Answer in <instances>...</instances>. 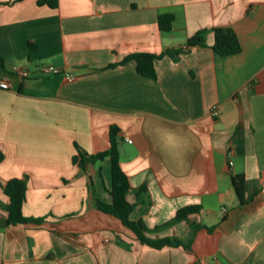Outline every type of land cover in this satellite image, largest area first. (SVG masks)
I'll use <instances>...</instances> for the list:
<instances>
[{
    "label": "crops",
    "instance_id": "1",
    "mask_svg": "<svg viewBox=\"0 0 264 264\" xmlns=\"http://www.w3.org/2000/svg\"><path fill=\"white\" fill-rule=\"evenodd\" d=\"M41 1L0 0V264H264V0ZM217 28L234 29L242 50L218 54ZM201 31L205 44L188 47ZM172 49L184 52L155 60L154 77L122 63ZM113 126L131 187L147 190L131 218L155 229L201 206L147 232L189 249L142 244L98 209L112 202L111 158L82 168L74 156L109 150ZM14 178L41 224L6 226L2 185Z\"/></svg>",
    "mask_w": 264,
    "mask_h": 264
},
{
    "label": "trees",
    "instance_id": "2",
    "mask_svg": "<svg viewBox=\"0 0 264 264\" xmlns=\"http://www.w3.org/2000/svg\"><path fill=\"white\" fill-rule=\"evenodd\" d=\"M40 4H47L50 7H58V0H43ZM174 20L173 15L166 14L159 17V27L162 31H169L172 27ZM205 37L204 31L197 33L195 36L188 39V47L196 45H204ZM214 50L221 56H229L239 53L242 50V45L239 37L232 28H217L215 29V44ZM184 52L183 49L168 50L161 55H153L146 53H137L127 56L122 62L123 64L129 61L137 62V70L140 75L147 77H154L155 60L162 56L169 55L174 59H177L179 54ZM0 64H3V59L0 56ZM115 65H112L114 67ZM119 130L117 127H111L110 141L111 147L109 150L98 153L96 155H86L81 148H78V153L74 156V162L80 167L84 168L87 164H94L102 162L105 158L110 157L112 161V189L110 191L112 196V202L106 203L98 201V209L108 215H112L123 223L125 227L132 230L136 238L142 243L153 248L161 249L164 247H184L189 249V245H186L182 239L177 237H164V238H152L147 235V232H155L163 227L174 225L175 223L188 220L189 216L200 212L201 206L192 205L184 207L178 210L174 219L168 223L156 227L155 229H149L142 219L133 220L131 214L139 204H145L143 195L141 193H147L146 187L142 186L138 189H133L130 185L127 174L123 171L121 166L120 152L118 147ZM4 154L0 152V161L3 160ZM232 181L236 193L240 200V205L246 204V179L242 174L232 176ZM3 192L9 198V203L6 206L8 213L6 226L19 225V224H41V218L27 217L23 213V206L26 202L27 193V180L14 178L2 185ZM133 192L137 201L135 203L129 200L130 193ZM194 228L201 227L200 225L192 224ZM210 228L209 230H211Z\"/></svg>",
    "mask_w": 264,
    "mask_h": 264
},
{
    "label": "built area",
    "instance_id": "3",
    "mask_svg": "<svg viewBox=\"0 0 264 264\" xmlns=\"http://www.w3.org/2000/svg\"><path fill=\"white\" fill-rule=\"evenodd\" d=\"M14 72L19 75L21 78H26L28 76H30V72L29 70H27L26 68L24 67H19V66H16L14 67ZM48 71H51L52 68H48L47 69ZM70 80H73L74 77L73 76H70L68 77ZM9 87V83L7 80H0V88H8ZM215 114H217V111L214 112ZM131 142V140H129ZM231 165H233V163H231Z\"/></svg>",
    "mask_w": 264,
    "mask_h": 264
},
{
    "label": "water",
    "instance_id": "4",
    "mask_svg": "<svg viewBox=\"0 0 264 264\" xmlns=\"http://www.w3.org/2000/svg\"><path fill=\"white\" fill-rule=\"evenodd\" d=\"M60 70H62V69H60ZM118 147H119L120 152L124 151V139L118 138Z\"/></svg>",
    "mask_w": 264,
    "mask_h": 264
}]
</instances>
